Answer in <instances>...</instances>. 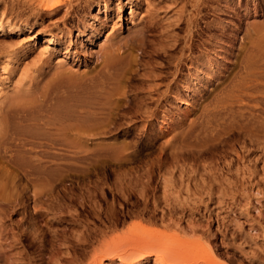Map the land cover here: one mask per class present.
<instances>
[{
    "label": "rangeland",
    "instance_id": "obj_1",
    "mask_svg": "<svg viewBox=\"0 0 264 264\" xmlns=\"http://www.w3.org/2000/svg\"><path fill=\"white\" fill-rule=\"evenodd\" d=\"M21 1L0 0V25L3 27V30L0 31V123L9 108L23 109L25 113L31 110L33 113L36 111L35 115L33 114L34 117L38 118L41 115L40 117L43 116V119L38 118L37 120H40L41 125L37 123L38 127L34 125L32 129L20 124L19 126H23L25 130H22L26 132L17 131L21 129L18 126L14 131L13 141L8 143L11 144L10 147L16 146V142L18 145L12 149L7 144L8 147L5 153L0 149V264H29V262H33L32 257L37 255L38 258L41 253L42 258H47L45 255L49 254L48 249H52L48 248L50 246L56 250L58 249L57 251L61 250L60 255H64V251H66L65 243L69 247L68 261L71 256L76 254L70 259L73 260L74 264H89L93 261L95 254L93 252L99 250L109 238L128 236L127 232L129 231L127 230L135 229V227L136 230H139V228H142L140 231L147 230L153 238L157 239L159 246H162L165 250V255L171 259H169L170 263L174 262L175 264L176 261V264H264V0H205L210 5V9L204 12L205 14L209 11L205 14L202 25L208 28L199 41V49L190 51L186 31H177L179 38L184 35L180 39L182 46L179 49L181 50L185 45L184 48L189 50L184 49L186 56L182 61L181 70L176 71V65L179 52L182 50L178 51L179 49H176L174 51L172 47L174 40L167 39L164 42V36L162 38L159 33H155L153 36H148L147 40L157 45L160 41L165 44L168 41L167 45L172 47L168 46V49H171H169V52H173L170 53V57H165L164 55H156L149 50L143 56L142 51L136 49L134 55L137 56V62L140 64H133V73L130 72L131 75L127 74L120 79L124 87L127 85L125 89L128 90V93L126 92L128 95L125 94V96L123 93L116 96L108 95L106 92L109 87L112 90L116 88V82L117 85H121V83L118 78V80L112 78L116 82L108 79L109 83H115L113 87L112 83H107L109 77H106V79L101 80L102 83L100 82L96 90L97 92L106 90L105 95L107 94L108 97L103 98L105 96L103 93H101V97L100 94L98 96L96 93L94 97L90 98L92 100L91 105L97 104L93 107L90 106V109L91 100H88L89 97L82 96L81 104L79 102L75 107L71 106L72 103L68 104V113L72 111L76 116L71 112L69 116L68 114L59 115L60 117L55 116V118L53 117L55 122L51 121L52 114L46 108H43L46 111L33 109L34 106L38 105V102H34V100H38L46 89H51L56 85V87H59L61 84L62 91H66L65 87L68 90V77L73 81H77L97 73L96 71L102 69V62L107 51L110 52L114 46L116 48L121 44L122 53L127 48L124 46L125 42L129 45L136 44L134 37L143 30V25L155 21L154 18H156V21L161 22L162 25L159 24L160 31L169 30V25L175 21L176 12L181 9V6L186 7V9L184 8L187 12L186 15L193 7L190 0H178L177 3L175 0H111L108 8L98 11L93 1L87 0L86 3V0H76L81 5V9L77 13H73L68 19V15L65 16L68 8L61 7L48 13L40 10L36 0H23V5ZM27 1L28 3L31 2L29 3L30 6ZM17 2L20 4L19 7L21 6L20 8L17 6ZM73 2L75 5L77 4L74 0ZM36 5L38 6L36 7ZM131 5L134 9L132 14ZM150 19L153 20L150 21ZM90 26H95V29L93 31L88 30ZM81 31L86 32L87 35L82 36L80 34L78 36V32ZM51 35H55L56 40L59 42L48 44L46 38ZM184 42L186 44H183ZM247 51L249 54H251L250 52L255 54L252 53L254 58L250 57L254 59H252V62L257 66L252 63V66L256 69L251 66L252 75L251 68L250 70L244 68L245 58L249 55L246 54ZM172 54H175V60L173 61L174 56ZM168 58H170V61L167 60ZM157 73L159 77L156 76V78L154 75ZM254 73L257 74V77ZM246 74L250 80L247 79ZM253 74L254 78L252 77ZM112 75L114 77L120 76L118 73ZM112 75L110 77H113ZM149 75L151 76L149 77ZM153 77L157 82H162L164 86L165 83L163 82H166L167 87L165 89L162 86L163 96L160 97V103L155 104L156 106L150 105L152 111L149 110L148 113L151 115L147 114L148 117L144 115L143 118V114L141 115L139 107L136 109V105H139L137 101H139V97L142 96L141 93L146 90L148 85L144 80L146 78L153 80ZM243 77H246L247 80ZM59 79L61 80L60 83ZM244 80L246 83L249 82L251 86L245 84ZM238 81L239 83L242 81L241 84H238ZM105 84L108 87L106 89L102 87H106ZM242 84L245 86H242L244 89L250 86L248 93H253L252 96L248 95V97H251L249 98L250 101L246 96L247 94L244 95L245 99L243 98V101L234 95L233 91H240ZM145 85L146 87H144ZM235 85L238 89H234ZM226 88L228 90L233 88V91L230 89L233 95L229 93L230 90L226 91ZM223 90L226 95L228 93L227 96L225 94L221 95ZM124 96L125 98H123ZM231 96H235V101ZM35 97L37 99H34ZM218 98H231L233 102H231V99L225 101L232 108L224 100L225 103L222 101V104ZM236 98L238 102H242V106H239L241 102L238 103ZM95 100L98 101L95 102ZM108 100L109 103H107ZM114 100L117 106L114 104ZM83 101L89 102H85V104ZM185 102L189 104L185 105ZM216 102L222 105L218 107L219 105ZM233 103L237 105L233 106ZM243 104H245V107H243ZM227 105L232 113L227 110ZM25 106L26 108L30 106V108L26 109ZM80 106L82 109H79ZM215 106L217 109L214 108ZM250 107H254V111ZM103 108H107L108 111ZM233 108L235 112L232 110ZM242 108L246 109L243 110ZM248 108L249 110H247ZM109 110H112V113ZM79 111L83 113L80 114ZM242 111H245L244 116H246V111L249 116V112L251 114L254 112L252 115L254 118L246 116L248 120H245L246 117L243 118ZM46 112L51 116H48ZM96 112L100 114L98 115ZM104 112L109 113L110 116L112 115L111 118ZM84 114L87 117L91 114L90 117L93 118V121ZM231 114L236 115L235 120ZM238 114L242 116V119L237 118ZM81 115L87 119L82 118ZM47 116L51 119L49 120L50 123H47L49 122ZM101 116L106 117L108 122H102L104 119ZM64 117L66 120L63 119ZM69 117H73L72 121ZM98 117H100L99 120ZM45 122L47 125H44ZM241 122L243 126H239ZM75 123L76 126L77 124L81 125V131L78 132L80 125L77 126V130L74 126ZM104 124H106L105 127H103ZM231 124H234L233 130ZM50 125H53V127ZM235 126H239V129L242 128L235 130ZM72 127L74 128L72 129ZM243 127L245 128L243 129ZM34 128L35 130H33ZM40 128L46 130L43 131V129L42 132ZM62 128L66 130L64 131ZM46 131H50L48 133L51 134L49 135ZM186 131L190 132V134L187 132L188 136H185ZM27 132L34 137L30 138L31 135L25 134ZM59 133L63 137L59 136ZM256 133L259 135H255ZM19 134H25L24 139L21 138L22 136H19V138L17 136ZM64 135L68 137L66 138L68 139L67 145ZM50 136L55 138L57 136L62 140L64 138L65 143L64 140L58 139V142L57 138H51ZM42 137H45L46 141L48 140L46 145L42 142L44 139L40 140ZM32 138H35L34 143L30 142ZM183 138L190 139L185 141ZM256 138H258V143L261 141L263 143L257 145ZM49 139H51L50 143ZM53 139L56 143L52 142ZM252 140L256 143H251ZM28 143L30 146L27 145ZM52 144L57 145L56 149ZM61 145H66V148ZM44 146H47V148H44ZM22 147L25 149H22ZM32 148L34 149L32 150ZM59 148L64 150L60 151ZM18 151H20V154H18ZM32 151L38 152L34 154ZM40 151H44L43 154ZM49 152L52 155L56 154L52 156ZM37 153L40 154L36 155ZM63 153L67 157L64 158L65 161L62 158L64 157ZM14 154H18V156H14ZM23 154H26L27 157ZM41 154L42 156H40ZM47 154L50 155L49 159ZM10 155L13 158H9ZM22 155L26 160L22 159L24 158L21 157ZM45 155L46 159L44 161ZM18 157L22 160H19ZM41 157L43 160L40 162H43L44 165L38 163V159H41ZM54 157L60 159L55 160ZM13 159L14 161H12ZM28 159L31 166L35 163L37 167L39 166V170L35 167L38 171L35 170L30 174L34 167L30 168L28 163L25 165V161H28ZM15 160H19L16 163L17 167L19 165L18 168L13 165L15 164L13 162H16ZM52 161L57 164L52 163ZM59 162H62L61 165L64 169H60L63 167ZM45 163L49 165L47 166ZM173 164H177L178 167L175 165L177 168L174 166L176 170L172 169L174 168ZM50 166L52 167L51 170L48 168ZM20 167L21 169H19ZM66 167L68 168L66 169ZM25 168L28 169L29 173ZM43 169L46 171H43ZM166 169L171 174L170 176L167 175V179L170 181L168 185L170 186L173 180L175 185L168 188L167 194L170 198L166 196L163 199L164 186L162 185L163 183L165 185ZM172 170L175 171L171 173ZM56 173L59 177L65 175V180L62 179L63 177L60 179L54 177V180L56 178L60 181L53 180L59 183H53L52 186L53 181H50L52 178L47 177V175L57 176ZM151 174L152 176H150ZM147 175L150 178L145 177ZM45 177L50 178V184L49 181H44L48 184L43 186L44 183L41 181ZM147 178L150 179V188L147 193L140 194L138 190L143 185L141 182L146 184ZM140 179L143 181H140ZM34 180L38 181L39 184L36 185L38 182ZM127 183L129 187H132V190L139 193L133 194ZM134 183L137 185H134ZM157 183L159 184L157 185ZM133 186L139 189L136 190L137 188L134 189ZM141 189L143 188L141 187ZM121 190H125V192L122 191L123 195L120 192ZM19 191H22L21 194ZM35 192L39 196L38 199L34 195ZM154 193L158 194L155 195ZM16 194L17 196L20 195L19 199ZM21 198H24V200ZM41 199L44 202L42 200L37 203ZM152 199H155V201ZM144 202H146L145 204L148 203V206L145 204L144 206ZM154 204L157 206H154ZM95 207L99 209V214L98 210L93 211ZM36 208L39 209V212ZM43 208H45L44 211ZM50 208L51 210L56 208L55 211L57 212H51ZM169 209L172 210L170 214ZM165 214H167V218ZM28 228L30 230L32 228V234L39 237H37V240L43 241H36ZM25 229H28V232L23 231L26 233H21ZM78 231L79 233H77ZM84 232L86 235L91 234L87 235L89 238L86 236L91 241L85 239ZM75 234L77 235L75 236ZM92 234H96L97 239L95 238L96 235L92 236ZM98 234H100V237L103 235L99 238ZM80 236L85 237L83 241L85 240L86 249L84 246L80 248L78 246ZM22 237L25 239L26 246L21 243ZM32 238L35 240L33 241ZM55 239L56 241H54ZM77 240L79 242H75V244L73 241ZM95 240L98 241L95 242ZM60 241L63 242L64 246L57 248L62 244ZM100 241H103L102 244ZM33 242H36L34 246H32ZM52 244H55V246ZM32 250L34 253H31ZM76 251L78 252L76 253ZM36 252L39 254H36ZM21 256L23 257L21 258ZM155 258L151 257L146 264H154ZM116 262V264L119 263L118 260Z\"/></svg>",
    "mask_w": 264,
    "mask_h": 264
},
{
    "label": "bare ground",
    "instance_id": "obj_2",
    "mask_svg": "<svg viewBox=\"0 0 264 264\" xmlns=\"http://www.w3.org/2000/svg\"><path fill=\"white\" fill-rule=\"evenodd\" d=\"M29 1H31V0H29ZM37 1V3H38V5H39V7H40V10H43V12H48V13H51V12H53V11H56L57 9H59V8H61V7H65L67 10H66V12H65V16H67L68 17V19H69V17L73 14V13H77L80 9H81V5L79 4V2L77 3L76 2V0H74L75 1V3H77L76 5L74 4V2H73V0H36ZM77 1H79V0H77ZM83 1V0H82ZM91 1H93L95 4H96V6H97V9H98V11H101L103 8L104 9H106V8H108V6L110 5V1L111 0H91ZM191 1V3L190 4H192L191 6L193 7V9L189 12V14L188 15H186V7L185 6H181V9H179L177 12H176V17H175V21L173 22V23H170V25H169V30L167 29L168 28V26H167V30H163V31H160V23L161 22H158V21H156V18H154V17H152V18H154L155 19V21H151V20H153V19H150V21H151V23H149V24H147V25H143V30L141 31V32H139V33H137L138 35H136L135 37H134V39H135V43L136 44H130L129 45V43L127 44V42H125L124 43V46H126L127 48H126V50L125 51H123L122 53H121V49H122V45L121 44H119L116 48H115V46H114V48L110 51V52H108L107 51V53L104 55L105 57H104V59H103V62H102V69H99V71H96L97 73H95L94 75H92L91 77L89 76V77H83V78H81V79H79V80H77V81H73L71 78H69L68 77V90H67V87H65L66 88V91L65 90H61V84L59 85V87H56V86H53V88L51 87V89L50 88H48V90L46 89V91L44 92V93H42V95H40L39 96V99L38 100H34V102L35 101H37L38 102V105H36V107L34 106L33 107V109H35V110H37V109H39V110H41L42 109V111L44 110V111H48L50 114H52V116L50 115V114H48L47 112V115L49 116H51L52 117V120L48 117V121L49 120H51V121H54V119H53V117L55 118V116H58V117H60V116H62V115H67L68 114V116L70 115L69 113L71 112V114H73L72 113V111H69V113H68V106L70 105L69 103H72L71 104V106L73 105L74 107H75V105H77L81 100H83V97L82 96H84L85 98H87V97H89L88 98V100H91V98L90 97H94V95L96 94V95H98V94H100V97H101V93H103L104 95H105V92H106V90H104V92L102 91V92H97V88H98V85L100 84V82H101V80L102 79H106V77H109V78H107V83L108 84H111V83H109L110 81H108V79H111V80H114V79H112V78H116V80H118V81H120V83H121V85H122V82H121V78H123V77H125L127 74H129V75H131L130 74V72H132L133 73V69H132V67H133V64H140V63H138L137 61V59H136V55H134V51L136 50V49H140L141 51H142V55L144 56V55H146L147 54V52L150 50L151 52H153V53H155L156 55L158 54V55H164L165 57H167V56H169L170 57V53L171 52H173V51H171V52H169V49H168V46L169 45H167V43H168V41L166 42V44L164 43L165 42V40H167V39H172V40H174V42L172 43V47H173V49H174V51L176 50V49H179L180 48V46H182L181 45V41H180V39H182L183 37H184V35L182 36V38H179V35L177 34V31L179 32V31H181V30H185L186 32L185 33H187V40H188V42H189V46H190V51H193V50H195V49H199V41L201 40V38H202V36H203V34H204V31L208 28L207 26H206V28H205V26H203L202 25V21H203V19H204V17L206 16L205 14L206 13H208V12H206L205 14H204V12L205 11H207V10H209L210 9V5L208 4V2H206L205 0H190ZM208 1H210V0H208ZM24 3V1L22 0L21 1V3ZM132 2V1H131ZM175 2L177 3L178 2V0H175ZM15 3V2H14ZM23 3H22V5H23ZM27 3H28V1H27ZM29 3H31V2H29ZM28 3V4H29ZM86 3H87V0H86ZM210 3V2H209ZM17 4H18V2H17ZM16 4V5H17ZM36 4V3H35ZM179 4V3H178ZM13 5V4H12ZM19 5L20 4H18L17 6L19 7ZM38 5H36V7L38 6ZM29 6H30V4H29ZM28 6V7H29ZM21 7V6H20ZM19 7V8H20ZM36 7H34V8H36ZM212 7V6H211ZM32 8V7H31ZM185 8V9H184ZM33 9V8H32ZM130 10H131V14L133 13V5H131L130 6ZM188 10V9H187ZM33 11V10H32ZM82 11V10H81ZM80 13V12H79ZM204 22V21H203ZM160 24V25H159ZM162 26V25H161ZM95 26H90L89 27V29L88 30H91V31H93L95 28H94ZM162 28V27H161ZM165 29V28H164ZM1 30H3V27L0 25V31ZM176 32V33H175ZM183 32V31H182ZM155 33H159L160 35H161V37L162 36H164V42L163 41H160V43H158V45L156 44V43H154V44H152V42L151 41H149V40H147V37L148 36H153ZM184 33V34H185ZM69 34V33H68ZM80 34L82 35V36H86L87 34H86V32H83V31H81V32H78V36H80ZM179 34H181V33H179ZM186 35V34H185ZM180 36V37H181ZM163 38V37H162ZM161 38V39H162ZM185 38V39H186ZM187 40H186V42H187ZM46 41H47V43L48 44H56V43H58L59 41L58 40H56V36L55 35H51L50 37H48V38H46ZM187 42V43H188ZM198 42V43H197ZM171 43H169V44H171ZM183 44H186L185 42L183 43ZM121 45V46H120ZM169 47H171V46H169ZM171 47V48H172ZM185 47V45H183V48L181 49L182 51L185 49L184 48ZM255 48V47H254ZM172 49V50H173ZM252 49V48H251ZM171 50V49H170ZM180 49L178 50V51H181ZM186 50V49H185ZM185 50H184V52H179L180 54L178 55V63H177V65H176V68H177V70L176 71H178V70H181V68H182V61L184 60V56H186L185 54H186V52H185ZM188 50V49H187ZM186 50V51H187ZM189 51V50H188ZM253 52H254V50H253ZM253 52H250L251 54H249V52L247 51V53L246 54H249L248 56H246V58H245V63H244V68L245 69H249L250 70V68H251V66L254 64L255 65V63H253L252 62V59L254 58V56L253 55H255ZM252 53H253V55H252ZM176 54V53H175ZM175 54H172L173 56L175 55ZM173 56H171V57H173ZM250 57H253V58H250ZM176 58H177V56H176ZM167 60H169L170 61V58H168ZM173 60H175V56H174V58L172 59V61ZM254 60V59H253ZM104 63V64H103ZM253 63V64H252ZM243 65V64H242ZM256 66V65H255ZM184 67V66H183ZM253 67V66H252ZM257 67V66H256ZM243 68V67H242ZM243 68V69H244ZM259 68V67H258ZM257 68V69H258ZM154 69H156V68H154ZM253 69H255V67H253ZM248 70V71H249ZM256 70V69H255ZM261 70V69H260ZM137 71V70H136ZM135 71V72H136ZM153 71V70H152ZM251 71H253L252 70V68H251V70H250V72ZM135 72H134V74H135ZM159 72H160V70H159ZM245 72H247V70H245ZM115 73H118L120 76L119 77H117V76H113L112 74H114L115 75ZM137 73V72H136ZM163 73V72H162ZM252 73L253 72H251V75H252ZM256 73V72H255ZM254 73V74H255ZM138 74V73H137ZM150 74V73H149ZM151 74H153V73H151ZM160 74V73H159ZM164 75H165V73H163ZM245 74V73H244ZM254 74H253V78H254ZM113 76V77H110V76ZM164 75H163V77H164ZM168 75V74H167ZM166 75V76H167ZM177 75V74H176ZM257 74H255V77H257L256 76ZM145 76V75H144ZM151 75H149V77H150ZM159 77V75H158V73L157 74H155L154 75V77ZM161 76V75H160ZM173 76H174V74H173ZM245 76V75H244ZM246 76L248 77V75L246 74ZM137 77V76H136ZM146 77V76H145ZM144 77V78H145ZM153 77V80H149V79H147L146 78V80H144L145 82H146V84H148L147 85V87H146V85L144 86V87H146V90L145 91H143L141 94H142V96H140L139 97V101H137L138 103H139V105H136V109H138L137 107H139V111H140V113H141V115L143 114V118H144V115L146 116L147 114H149L148 113V111L149 110H151V106L150 105H158V103H160V97L162 98V96H163V93L161 92V88H162V86H164V84L162 85V82H157L156 81V79ZM156 77V78H157ZM118 78V79H117ZM143 78V79H144ZM166 78V77H165ZM174 78H175V76H174ZM173 78V79H174ZM178 78V77H177ZM244 79L246 78V77H243ZM242 78V79H243ZM250 78H251V76H250ZM125 80H126V78H124ZM137 79V78H136ZM151 79H152V77H151ZM161 81H162V79L161 78H159ZM241 79V80H242ZM247 79H249V77L247 78ZM247 79H245V80H247ZM141 80V79H140ZM163 80H166V79H163ZM177 80V79H176ZM245 80L243 81V82H245ZM250 80V79H249ZM143 81V82H144ZM167 81V80H166ZM240 81V80H239ZM239 81H238V84H241V82L239 83ZM254 81V80H253ZM61 82V80L59 79V83ZM105 83H106V81H104ZM114 82H116L115 80H114ZM112 83V85L113 84H115V83ZM144 82V83H145ZM251 82V81H250ZM58 83V84H59ZM64 83H65V81H64ZM102 83V82H101ZM119 83V82H118ZM163 83H165V86H164V88L165 87H167L166 86V82H163ZM172 83V82H171ZM67 84V83H66ZM123 84H124V82H123ZM126 84V83H125ZM129 84H131V82H129ZM169 84V83H168ZM236 84V83H235ZM245 84H248V85H250L249 84V82L248 83H246L245 82ZM64 85V84H63ZM106 85V87L105 86H102L103 88H108L107 87V84H105ZM112 85H111V87H112ZM120 84H118L117 85V82H116V88L114 89L113 87L115 86V85H113V89L111 90V88L109 87V89H110V91H109V89H108V91L106 92V93H108V95L109 94H111L110 96H116V95H119V93H123V95H125L126 94V92L128 91H126V89H125V87L127 86H125L124 87V85H120ZM234 85V84H233ZM232 85V86H233ZM169 86V85H168ZM231 86V87H232ZM235 86H236V88H235ZM234 86V89H238L237 88V85H235ZM242 86H244L243 84L241 85V87ZM251 86V85H250ZM250 86L249 87H247V88H241L240 89V91L239 90H237V92H235V91H233V88L231 89L233 92H234V95H236L237 96V98L239 97V99L241 100V101H243V98L245 97L244 95H246L247 97H248V95L250 94H253V93H248V91H250ZM55 87V88H54ZM61 87V88H60ZM172 87V86H171ZM238 87H239V85H238ZM245 87V86H244ZM99 88H101L100 86H99ZM248 88H249V90H248ZM127 89H128V87H127ZM142 89H143V86H142ZM163 89V88H162ZM166 89V88H165ZM169 89V88H168ZM229 89V90H230ZM123 90H125L124 92H122ZM140 90H141V88H140ZM139 90V91H140ZM144 90V89H143ZM171 90V89H170ZM227 88H226V91H229ZM230 90V92L229 93H231L232 94V91ZM252 90V89H251ZM142 91V90H141ZM164 91V90H163ZM166 91V90H165ZM167 92V91H166ZM169 92V91H168ZM223 92H225L224 90H223ZM223 92H221L222 94L221 95H224L225 94V96H227L228 95V93H227V95H226V92L225 93H223ZM128 93V92H127ZM165 93V92H164ZM138 94V93H137ZM140 94V93H139ZM138 94V95H139ZM165 94H167V93H165ZM230 94V95H231ZM122 95V96H123ZM126 95H128V94H126ZM125 95V96H126ZM229 95V96H230ZM233 95V94H232ZM99 96V95H98ZM107 96V94L103 97V98H105ZM125 96L123 97V98H125ZM225 96H223V97H225ZM252 96V95H251ZM97 97V96H96ZM108 97V96H107ZM119 97V96H118ZM117 97V98H118ZM218 97H220V96H218ZM85 98H84V100H85ZM111 98V97H110ZM116 98V99H117ZM120 98V97H119ZM135 98V99H136ZM231 98L235 101V96L233 97V96H231ZM231 98H229V99H231ZM237 98H236V101L238 102V100H237ZM249 98H251L250 96L248 97V100L250 101V99ZM34 99H37V97H35ZM102 99V98H101ZM107 99V98H106ZM136 99V100H137ZM217 99V98H216ZM215 99V100H216ZM220 99V100H219ZM228 98L227 99H221V98H218V100L219 101H225V100H229ZM231 99V102H233V100ZM245 99V98H244ZM247 99V98H246ZM110 100V99H109ZM109 100H108V102L107 103H109ZM111 100H112V98H111ZM117 100H119V99H117ZM116 100V101H117ZM135 100V101H136ZM247 100V101H248ZM98 100H95V102H97ZM217 101V100H216ZM223 101V102H224ZM241 101H239V102H241ZM248 101V102H249ZM33 102V103H34ZM84 102V101H83ZM82 102V103H83ZM86 103L87 102H89V101H85ZM84 102V103H85ZM112 102V101H111ZM114 102H115V100H114ZM136 102V104H138ZM223 102H222V104H223ZM226 102V101H225ZM224 102V103H225ZM231 102H230V104H231ZM236 102V103H237ZM238 102V103H239ZM244 102H246V100H244ZM247 102V103H248ZM83 103V104H84ZM85 103V104H86ZM91 103H92V100H91V102H90V105H89V108L91 109V107L90 106H95V104H97V103H94L93 105H91ZM107 103H103V104H107ZM218 103H220V102H218ZM228 102H226V104H227ZM37 104V103H36ZM69 104V105H68ZM80 104H81V102H80ZM84 104V105H85ZM100 104H101V102H100ZM113 104V103H112ZM111 104V105H112ZM116 106H117V103L115 102L114 103ZM187 104H189V103H187V102H185V105H187ZM216 104H217V102H216ZM221 104V103H220ZM221 104V105H222ZM225 104V105H226ZM35 105V104H34ZM83 105V106H84ZM155 105V106H156ZM212 105H214V104H212ZM217 105H219V104H217ZM216 105V106H217ZM221 105H219L218 107H220ZM228 105H229V103H228ZM227 105V106H228ZM237 104H235L234 105V103H233V106H236ZM245 104H243V107H245L244 106ZM22 106V105H21ZM33 106V105H32ZM45 106V107H44ZM47 106V107H46ZM72 106V107H73ZM102 106V105H101ZM104 106V105H103ZM110 106V105H109ZM214 107V108H216L217 109V107ZM224 106V105H223ZM227 106L226 107H224L225 109L227 108ZM229 106H231V105H229ZM229 106H228V111H229V109L230 108H232V106L229 108ZM239 106H242V102H241V105L239 104ZM249 106V105H248ZM20 107V106H19ZM28 107V106H27ZM97 108H100V107H98V106H96ZM25 108H26V106H25ZM28 108H30V106L28 107ZM28 108H26V109H28ZM43 108H46V110L45 109H43ZM79 108V107H78ZM88 108V107H87ZM102 108V107H101ZM107 108L109 109V107L107 106ZM107 108H103L105 111H106V109ZM112 108V107H111ZM110 108V109H111ZM235 109H236V107H234ZM234 108L232 109V110H234ZM241 108V107H240ZM239 108V109H240ZM251 109H253L252 111H254V107H250ZM20 109H22V107H20ZM79 109H82V107L80 106V108ZM85 108L83 107V110H84ZM94 109V108H93ZM108 109H107V111H108ZM112 109H114V108H112ZM153 109H155L154 107H153ZM220 109H222V108H220ZM243 109V108H242ZM244 109H246V108H244ZM243 109V110H244ZM30 110V109H29ZM34 110V111H35ZM88 110V109H87ZM98 110H100V109H98ZM219 110V109H218ZM217 110V111H218ZM231 110V109H230ZM247 110H249V108L247 109ZM25 111V110H24ZM23 111V109L22 110H19V109H17V108H9L5 113H6V115L4 116V118L1 120V123H0V149L2 150V151H4V153H5V150L7 149V144L10 142H12L13 140V136H14V134H15V130L18 128V126L20 125V124H24V125H26L27 126V128L28 127H30L31 129L33 128L32 126H34V125H37V123H38V125H41L39 122H40V120H37L38 118H41L40 116L41 115H39V113H38V115H39V117L38 118H36V117H34V115H35V113H36V111H35V113H33L32 112V110L30 111V112H24ZM27 111V110H26ZM89 111H91V110H89ZM101 111H102V109H101ZM110 112L112 111V110H109ZM152 111V110H151ZM227 111V112H228ZM76 112V111H75ZM80 112V111H79ZM78 112V113H79ZM82 112V111H81ZM81 112H80V114H81ZM86 112V111H85ZM94 112H95V109H94ZM230 112V111H229ZM234 112H235V110H234ZM233 112V113H234ZM236 112H239V111H236ZM245 112V111H244ZM243 111H242V116H243V118L245 119V117L247 116L248 118L250 117V116H252L253 114H254V112L251 114L250 112H249V114H250V116L247 114L248 112L246 111V116H244L245 115V113H244ZM77 113V114H78ZM83 113V112H82ZM90 113V112H89ZM92 113V112H91ZM98 115L100 114V113H98V112H96ZM95 113V114H96ZM102 113V112H101ZM105 113V112H104ZM112 113V112H111ZM151 113V112H150ZM230 113H232V112H230ZM244 113V114H243ZM34 114V115H33ZM94 114V113H93ZM92 114V115H93ZM106 114V113H105ZM138 114V113H137ZM154 114V113H153ZM240 114V113H239ZM238 114V116H237V118H239V119H242V116L241 115H239ZM54 115V116H53ZM60 115V116H59ZM74 116H76L75 114H73ZM79 115V114H78ZM85 116H86V114H84ZM88 115V114H87ZM90 115L91 114H89V116L87 117L88 119L89 118H91L92 120L91 121H93V118L92 117H90ZM101 115H103V114H101ZM106 115H108V117L110 116V114L109 113H107ZM140 115V114H139ZM149 115H151V114H149ZM149 115H147V117L149 116ZM232 116H233V119H234V117L236 116L235 114H231ZM80 116V115H79ZM85 116H82L81 115V117L82 118H84ZM112 116V115H111ZM111 116H110V118H111ZM240 116H241V118H240ZM142 117V116H141ZM151 117V116H150ZM149 117V118H150ZM247 117H246V119L245 120H248L247 119ZM45 118H46V115H45ZM44 118V119H45ZM73 118V117H72ZM71 117H69V119L71 120L72 119ZM76 118V117H75ZM74 118V119H75ZM78 118H80V117H78ZM87 118H84V119H87ZM101 118H103V116H101ZM110 118H109V120H110ZM236 118V117H235ZM251 118V117H250ZM252 118H254L253 116H252ZM41 119H43V116H42V118ZM63 119H65V117L63 118ZM84 119H81V120H84ZM100 119V117H98V120ZM104 120L102 121V119H101V121L102 122H104V121H106L105 123H107L108 122V119H106V117L105 118H103ZM106 119V120H105ZM243 119V121L244 122H246L245 120ZM61 120V119H60ZM66 120V119H65ZM68 120V119H67ZM235 120V119H234ZM72 121V120H71ZM77 121H79L78 119H77ZM95 121V120H94ZM239 121V120H238ZM242 121V122H243ZM42 122V121H41ZM47 122V121H46ZM46 122L44 123V125L46 124ZM55 122V121H54ZM53 122V123H54ZM110 122V121H109ZM232 123H234L233 121H231ZM241 122V124L239 125V126H241L243 123ZM47 123H50V121L49 122H47ZM59 123V122H58ZM63 123H64V121H63ZM236 123V122H235ZM55 124V123H54ZM245 124V123H244ZM38 125H37V127H38ZM47 125V124H46ZM80 124H77V126H79ZM105 125L106 124H104L103 125V127H105ZM229 125H230V123H229ZM234 124H231V129L234 127L233 126ZM236 125V124H235ZM238 125V124H237ZM26 126H24V127H26ZM49 126V125H48ZM50 126H52L53 127V125H50ZM72 126V125H71ZM74 126H76V123H75V125ZM77 126H76V129H77ZM239 126L238 127H236L235 126V130H237V129H239ZM243 126V125H242ZM245 126V125H244ZM20 127V126H19ZM36 127V126H35ZM37 127H36V129H37ZM66 127V126H65ZM80 127V130H78V132L79 131H81V125L79 126ZM21 129L19 130H17V131H20L21 132V130L22 129H24L23 128V126L22 127H20ZM26 128V129H27ZM30 128H29V130H30ZM74 127H72V129H73ZM242 127H240V129H241ZM245 127H243V129H244ZM41 129V128H40ZM44 129V130H43ZM43 129H41V131L43 130V131H45L46 129L45 128H43ZM49 129H50V127H49ZM48 129V130H49ZM63 129V128H62ZM66 129H68L67 127H66ZM65 129V130H66ZM71 129V130H72ZM83 129V128H82ZM229 129H230V127H229ZM230 129V130H231ZM234 129V128H233ZM232 129V130H233ZM239 129V130H240ZM25 130V129H24ZM24 130H22L23 131V133L24 132H26V131H24ZM28 130V129H27ZM33 130H35V128L33 129ZM33 130H31V131H33ZM50 130H52V129H50ZM64 130V129H63ZM64 130V131H65ZM88 130V129H87ZM191 130V129H190ZM189 130V131H190ZM231 130V131H232ZM37 131H38V129H37ZM42 131V132H43ZM57 131H58V129H57ZM72 131H74V130H72ZM19 132V133H20ZM30 132V131H29ZM35 132V131H34ZM33 132V133H34ZM48 132H50V131H48ZM47 131H46V133H48ZM59 132V131H58ZM187 132L188 131H186L185 133V136H188V134H190V132L192 133V131H190V132H188V134H187ZM22 133V132H21ZM32 133V132H31ZM45 133V132H44ZM46 133H45V135H46ZM53 133L56 135L57 133H55L54 131H53ZM63 133H65V132H63ZM18 134V133H17ZM25 134H28V132L27 133H25ZM25 134L24 135H17L18 137L19 136H22L21 138H23L24 139V137L23 136H25ZM49 134V133H48ZM51 134V133H50ZM49 134V135H50ZM60 134V133H59ZM258 133H256L255 135H257ZM31 135V134H30ZM29 134H28V136H30ZM36 135V134H35ZM37 135H38V133H37ZM53 135V134H52ZM183 135H184V132H183ZM182 135V136H183ZM254 135V136H255ZM259 135V134H258ZM57 136H58V134H57ZM56 136V138H57V140L58 139H60V138H58ZM59 136H62L61 134L59 135ZM65 137V139L66 138H68V137H66L67 135H64ZM184 136V137H185ZM249 136V135H248ZM254 136H253V138H254ZM15 137V136H14ZM31 137H34L33 135H31L30 136V138ZM51 137V136H50ZM53 137V136H52ZM51 137V138H52ZM63 137V136H62ZM189 137H191V136H189ZM20 138V137H19ZM29 138V137H28ZM37 138H38V136H37ZM53 138H55V137H53ZM55 138V139H56ZM64 138H63V140H64ZM81 138V137H80ZM249 138V137H248ZM252 138V137H251ZM26 139V138H25ZM42 139H44V141L42 140ZM185 141L188 139V138H183ZM182 139V140H183ZM190 139V138H189ZM189 139L187 140V141H189ZM250 139V138H249ZM258 138H256V140H257ZM260 139V138H259ZM11 140V141H10ZM17 140V139H16ZM19 140V139H18ZM32 141H30V140H27V141H30L31 143H34L33 142V140L35 141V138H32L31 139ZM40 140H42V142L46 145L47 143L46 142H48V140L46 141V139H45V137H42V138H40ZM50 141H49V143L51 142V139H49ZM60 140H62V139H60ZM62 140V141H63ZM68 139H66V145L68 144V141H67ZM255 140V139H254ZM261 140V139H260ZM23 141V140H22ZM26 141V142H27ZM56 141V140H55ZM184 141V142H185ZM250 141V140H249ZM16 142V141H15ZM52 142H54V139H53V141ZM58 142H59V140H58ZM58 142H57V145H58ZM61 142V141H60ZM64 143H65V140L63 141ZM183 142V141H182ZM256 143V141H251V143ZM260 142V141H259ZM262 143H263V141H261ZM260 142V143H261ZM22 143V142H21ZM24 143V142H23ZM54 143H56V142H54ZM260 143H258V140H257V145L258 144H260ZM261 143V144H262ZM14 144V143H13ZM16 144V146L18 145L17 144V142L15 143ZM260 144V145H261ZM9 145V148H11L10 147V145L11 144H8ZM24 145H25V143H24ZM28 146H30L29 145V143L27 144ZM32 145V144H31ZM34 145V144H33ZM37 145V144H36ZM35 145V146H36ZM53 145V144H52ZM52 145H51V147H52ZM56 145V146H57ZM66 145L64 146V145H61V146H64L63 148H66ZM15 145H13V147L15 148L16 147ZM23 146V145H22ZM48 146V145H47ZM47 146L45 147L44 146V148H47ZM54 146V145H53ZM56 146H54L55 147V149H56ZM13 147H12V149H13ZM19 147V146H18ZM33 147V146H32ZM37 147V146H36ZM42 147H43V145H42ZM49 147V146H48ZM58 147H59V145H58ZM76 147V146H75ZM261 147V146H260ZM262 147H263V145H262ZM29 148V147H28ZM39 148H40V146H39ZM67 148H68V146H67ZM264 148V147H263ZM11 149V150H12ZM22 149H25L24 147H22ZM34 148H32V150H33ZM60 149V148H59ZM77 149H79V147H77ZM9 150V149H8ZM26 150H27V148H26ZM29 150H31V149H29ZM37 150V149H36ZM62 150V148L60 149V151ZM64 150V149H63ZM62 150V151H63ZM65 150H67V149H65ZM10 151V150H9ZM68 151V150H67ZM66 151V152H67ZM8 152V151H7ZM6 152V153H7ZM11 152V151H10ZM9 152V153H10ZM12 152H15V151H12ZM20 151H18V154H20L19 153ZM32 152H34V154L36 153V152H38V151H32ZM41 152V151H40ZM44 152V151H43ZM43 152H41L42 154H43ZM46 152V151H45ZM65 152V151H64ZM15 153H17V152H15ZM24 153V152H23ZM29 153H31V152H29ZM50 153V152H49ZM18 154H14V156H18ZM40 153H37L36 155H39ZM42 154L40 155V156H42ZM45 154V153H44ZM56 154V153H55ZM55 154H51L50 153V155H52V156H55ZM68 154V153H67ZM11 155H13L12 153H11ZM8 156L9 158L10 157H12V156ZM24 155V154H23ZM21 156V157H24V156ZM49 154H47V156H48ZM50 155H49V157H48V159L50 158ZM64 157H62L63 159L64 158H67L66 156H65V153H63L62 154ZM34 156V155H33ZM68 156V155H67ZM20 157V156H19ZM18 157V158H19ZM25 157H27V156H25ZM22 158V159H25L26 160V158ZM29 157V156H28ZM31 157V156H30ZM56 157H57V155H56ZM13 158V157H12ZM15 158V157H14ZM17 158V157H16ZM32 158V157H31ZM37 158V157H36ZM52 158V157H51ZM60 158H61V156H60ZM59 158V159H60ZM21 158H19V160H20ZM21 159V160H22ZM45 159H46V155H45V157H44V161H45ZM54 159H55V157H54ZM53 159V160H54ZM57 160H59L58 158H56ZM55 159V160H56ZM11 160V159H10ZM19 160H17V161H19ZM24 160V161H25ZM33 160H35V159H33ZM43 159H42V157H41V159H38V163H40V164H42L40 161H42ZM66 159H64L63 161H65ZM12 161H14V159L12 160ZM16 161V160H15ZM17 161L16 162H13V163H15V164H13L14 166H16V163H17ZM32 161V160H31ZM36 161V160H35ZM34 161V162H35ZM48 161V160H47ZM46 161V162H47ZM68 161V160H67ZM11 162V161H10ZM26 163H25V165L28 163L29 164V159H28V161H25ZM37 162V161H36ZM51 162V161H50ZM50 162H48V163H50ZM21 163H22V161H21ZM52 163H54V164H57V163H55V162H53L52 161ZM68 163V162H67ZM36 164V163H35ZM33 165V163H32V165L33 166H31L30 164V168H33L34 167V170L32 171H30V169H29V166H28V169H29V171H30V174L32 173V172H35V170H39V166L37 167V164L36 165ZM59 164L61 165L62 164V162L60 163L59 162ZM65 164V163H64ZM43 165H44V163H43ZM45 165H49V164H47V163H45ZM67 166H68V164H66ZM177 166V164H173L172 166L174 167V166ZM41 166V165H40ZM62 166V165H61ZM175 166V167H176ZM17 167V166H16ZM18 167H19V165H18ZM17 167V168H18ZM26 167V166H25ZM35 167L37 168V169H35ZM63 167V166H62ZM162 167V166H161ZM160 167V168H161ZM166 167V166H165ZM164 167V168H165ZM175 167L174 168H172V169H175ZM178 167V166H177ZM176 167V168H177ZM50 170H51V166L50 167H48ZM47 168V169H48ZM68 167H66V169H67ZM164 168H163V170H164ZM166 168H168V167H166ZM170 168H171V166H170ZM19 169H21V167L19 168ZM27 168H25V170H26ZM28 169H27V172L29 173V171H28ZM41 169V168H40ZM48 169V170H49ZM60 169H64V167L63 168H60ZM37 170V171H38ZM160 170V169H159ZM176 170V169H175ZM174 170V171H175ZM182 170V169H181ZM37 171H36V173H37ZM43 171H46V170H44L43 169ZM62 170H60V172H61ZM162 171V170H161ZM160 171V172H161ZM166 171H167V169H166ZM166 171H164V172H166ZM173 170L172 171H170L171 173L172 172H174ZM180 171V170H179ZM185 171V170H184ZM59 171H57V173H59L60 175H61V173H60ZM164 172H162V174L164 173ZM168 172V171H167ZM165 173L166 174V177H164V179H165V185H164V183H163V185L162 186H164V191H162V192H164L163 193V199H165V197L166 196H168V194H167V191H168V188H170V186H172V185H175V184H173L174 183V180H173V183H170L171 185L169 186L168 184H169V180L167 179V175H171V174H169V172L168 173ZM57 173L55 174V175H57ZM62 173L64 174V172L62 171ZM183 173V172H182ZM67 174V173H66ZM161 174V173H160ZM34 175V174H33ZM54 175V174H53ZM164 175V174H163ZM162 175V176H163ZM52 176V175H51ZM49 176V175H47V177H50V178H52L50 181L52 182L54 179V177H58L59 179L61 178V177H63V176H61V177H59V175H57V176ZM149 175H147V176H145V177H148ZM150 176H152V174L150 175ZM165 176V175H164ZM173 176V175H172ZM47 177H45V179H43V181H41V182H43V183H41V184H43V186H45V184L47 185L48 183L50 184V181H49V179L50 178H48L47 179ZM64 177H65V175H64ZM64 177L62 178V179H64ZM55 178V180L54 181H56L57 179ZM148 178H150V177H148ZM147 178V183L145 184V183H142L141 182V184H143L141 187L143 188V189H141V187H140V190H138L139 188H137V187H134V189L135 188H137L136 190H138L139 192H140V194H142V193H144V192H148V189L150 188V179H148ZM154 178V177H153ZM47 179V180H46ZM57 180V181H60V180ZM145 179V178H144ZM174 179V178H173ZM65 180V179H64ZM64 180H62V181H64ZM35 182H38V181H36V180H34ZM44 181H49L48 183L46 182H44ZM52 182V186H53V183H56V182ZM137 181V180H136ZM136 181H133V182H136ZM140 181H143L142 179H140ZM139 181V182H140ZM144 181H146V180H144ZM162 181V180H161ZM164 181V180H163ZM34 182V183H35ZM132 182V181H131ZM138 182V181H137ZM157 182V181H156ZM59 183V182H58ZM58 183H56V184H58ZM62 183V182H61ZM161 183V182H160ZM36 184V183H35ZM39 184V182L36 184V185H38ZM55 184V185H56ZM156 184V183H155ZM159 183H157V185H158ZM133 185V184H132ZM134 185H137L136 183H134ZM127 186H128V183H127ZM127 186H125L126 188H127ZM199 186V185H198ZM33 187H34V184H33ZM117 187V186H116ZM123 188H124V186H122ZM129 187V186H128ZM131 187V186H130ZM130 187H129V189H130ZM157 187V186H156ZM160 187V186H159ZM202 187H203V185H202ZM211 187V186H210ZM119 188V187H118ZM117 188V190L119 191V189ZM174 188V187H173ZM200 188V187H199ZM204 188V187H203ZM155 189H157V188H155ZM159 189V188H158ZM202 189V188H201ZM24 190H25V188H24ZM128 190V189H127ZM131 190H132V187H131ZM162 190V189H161ZM34 191H35V189H34ZM117 191V192H118ZM122 191H124L125 192V190H121L120 192H121V194L123 195V193H122ZM130 191V190H129ZM137 191V192H138ZM171 191V190H170ZM20 192V191H19ZM22 192V191H21ZM21 192H20V194H21ZM120 192H118V193H120ZM131 192V191H130ZM137 192L135 191V190H132V193L133 194H137ZM138 192V193H139ZM151 192V191H150ZM114 193V192H113ZM128 193V192H127ZM126 193V194H127ZM19 194V193H18ZM33 194V193H32ZM116 194V193H115ZM129 194V193H128ZM155 194V193H154ZM156 194H158V193H156ZM155 194V195H156ZM171 194V193H170ZM34 195H36L37 196V194H36V192H35V194ZM16 196H17V194H16ZM24 196V195H23ZM26 196V195H25ZM30 196V195H29ZM115 196V195H114ZM132 196V195H131ZM150 196H151V194H150ZM150 196H148V197H150ZM161 196V195H160ZM170 196H172V195H170ZM19 197H20V195H18L17 196V198L19 199ZM32 197V196H31ZM90 197V196H89ZM93 197V196H92ZM127 197H128V195H127ZM147 197V196H146ZM169 197V196H168ZM167 197V198H168ZM16 198V197H15ZM16 198V199H17ZM39 198V196H37V199ZM41 198V197H40ZM114 198V197H113ZM138 198H141V197H138ZM151 198V197H150ZM154 198V197H153ZM157 198H158V196H157ZM157 198H155L156 200H158ZM170 198V197H169ZM22 199V198H21ZM36 199V198H35ZM147 199V198H146ZM155 199H152V200H154L155 201ZM22 200H24V198L22 199ZM30 200V199H29ZM34 200V199H33ZM32 200V201H33ZM43 199H41V200H39V201H37V203L38 202H40V201H42ZM91 200V199H90ZM140 200V199H139ZM143 200V199H142ZM28 201V200H27ZM36 201V200H35ZM170 201V200H169ZM11 202V201H10ZM19 202H21V201H19ZM43 202H44V200H43ZM43 202H42V204H43ZM88 202V201H87ZM91 202V201H90ZM143 202V201H142ZM147 202V201H146ZM146 202H144L143 203V205L146 203ZM157 202V201H156ZM155 202V203H156ZM161 202V201H160ZM34 203V202H33ZM93 203H95V202H93ZM158 203V202H157ZM20 204V203H19ZM22 204H24V203H22ZM21 204V205H22ZM84 204V203H83ZM96 204V203H95ZM164 204H165V202H164ZM25 205V204H24ZM35 205V204H34ZM33 205V206H34ZM86 205V204H85ZM145 205H147L148 206V203L147 204H145ZM144 205V206H145ZM156 204H154V206H155ZM167 205H168V203H167ZM170 205V204H169ZM27 206V205H26ZM84 206V205H83ZM82 206V207H83ZM95 206V205H94ZM97 206H99V205H97ZM157 206V205H156ZM172 206V205H171ZM8 207H9V205H8ZM50 207V206H49ZM86 207V206H85ZM91 207V206H90ZM60 208V207H59ZM59 208H57V209H59ZM100 208V207H99ZM167 208H169V207H167ZM174 208V207H173ZM172 208V209H173ZM26 209V208H25ZM37 209V208H36ZM61 209V208H60ZM92 209H93V207H92ZM95 210H93V211H97L98 210V214H99V209H97L96 207L94 208ZM165 209V208H164ZM34 210V213H35V208L33 209ZM41 210V209H40ZM43 211L45 210V208H43L42 209ZM50 210H51V208H50ZM55 210H56V208H55ZM55 210H51V212L52 211H55ZM166 210V209H165ZM168 210V209H167ZM27 211V210H26ZM37 211L39 212V209H37ZM42 211V212H43ZM59 211V210H58ZM62 211H63V209H62ZM66 211V210H65ZM164 211V210H163ZM162 211V212H163ZM170 211H172L171 209H169V214H170ZM55 212H57V211H55ZM60 212H61V210H60ZM25 213V212H24ZM27 213V212H26ZM37 213V212H36ZM59 213V212H58ZM63 213V212H62ZM68 213H70L69 211H68ZM72 213V212H71ZM164 213V212H163ZM162 213V214H163ZM166 213V212H165ZM52 214H54V213H52ZM56 215H57V213H55ZM35 215V214H34ZM39 215V214H38ZM65 215H67V214H65ZM71 215V214H70ZM74 215V214H73ZM164 215V214H163ZM167 214H165V216H166ZM59 216V215H58ZM62 216H63V214H62ZM77 216V215H76ZM76 216H75V218H76ZM56 217V216H55ZM61 217V216H60ZM79 217V216H78ZM77 217V218H78ZM163 217V216H162ZM33 218H35V217H33ZM37 218V217H36ZM72 218V217H71ZM166 218H167V216H166ZM73 219V218H72ZM78 220V219H77ZM75 221V220H74ZM32 224V223H31ZM30 224V225H31ZM32 225H34V224H32ZM31 225V226H32ZM36 225V224H35ZM34 227V226H33ZM135 227V226H134ZM134 227H131V228H134ZM138 227H140V226H138ZM131 228H129V229H131ZM29 229V228H28ZM25 229V230H22V232L21 233H24L23 231H26V232H31L32 231V228H31V230L29 229ZM35 228H33V230H34ZM140 229H142V228H139V230H136V227H135V229H132V230H127V231H129V232H127V234H128V236H123V237H118V236H116V237H114V238H109L108 240H107V242L103 245L102 244V242L103 241H100L101 242V244H102V246H101V248L99 249V250H97V251H95V252H93V254H94V256H93V261H92V263L91 264H116L117 262V260L119 261V263L118 264H146L148 261H149V259L151 258V257H156L155 258V260H154V264H174V262H172V263H170V261H169V259L170 258H168L167 257V255H165L166 253H165V250L162 248V246L160 247L159 246V244H158V241H157V239L156 238H153V236L146 230H141L140 231ZM28 230V231H27ZM82 230V229H81ZM84 231V230H83ZM86 231V230H85ZM25 232V233H26ZM33 232V231H32ZM32 232H31V234H32ZM34 232H36L35 230H34ZM87 232V231H86ZM94 232V231H93ZM100 232V231H99ZM24 233V234H25ZM77 233H79V231L77 232ZM89 233V232H88ZM91 233V232H90ZM103 233V232H102ZM23 234V235H24ZM84 234H85V237L87 236V235H91V234H87L86 235V233L84 232ZM84 234H82V236H84ZM101 234V233H100ZM100 234H98L99 235V238H101L102 237V235H101V237H100ZM22 235V234H21ZM29 235H30V233H29ZM28 235V236H29ZM33 235V237L34 238H36V241H43V240H37V234H36V236L37 237H35L34 236V234H32ZM31 235V236H32ZM77 234H75V236H76ZM80 235V234H79ZM94 235H96V234H92V236H94ZM25 236V235H24ZM63 236V235H62ZM82 236H80L81 238H79L80 240V242L77 240V241H73L74 243L75 242H79L77 245L79 246V248L80 247H83L84 246V248L86 247L85 245V240L83 241V239L85 238V237H82ZM21 237V236H20ZM68 237V236H67ZM88 238H89V236H87ZM85 238V239H88V238ZM91 237V236H90ZM39 238V237H38ZM64 238V237H63ZM66 238V237H65ZM94 238V237H93ZM95 238L97 239V235L95 236ZM22 239H23V237H22ZM21 239V240H22ZM33 239V238H32ZM46 239V238H45ZM54 239V238H53ZM82 239V240H81ZM20 240V241H21ZM35 239H33V241H34ZM50 240H52V239H50ZM66 240V239H65ZM67 240H68V238H67ZM67 240H66V242H67ZM89 241H91V239H88ZM20 241H18V242H20ZM53 241V240H52ZM54 241H56V239L54 240ZM59 241V240H58ZM62 241H63V239H62ZM69 241V240H68ZM81 241H83L82 243H81ZM88 241V242H89ZM96 241H98V240H95V242ZM17 242V243H18ZM31 242V241H30ZM29 242V243H30ZM48 242V241H47ZM50 242V241H49ZM61 242V241H60ZM72 242V243H73ZM21 243H22V245H25V239H23L22 241H21ZM20 243V244H21ZM28 243V244H29ZM45 243V242H44ZM51 243V242H50ZM58 243V242H57ZM62 244H63V242H61ZM92 243V242H91ZM90 243V244H91ZM20 244H19V246H20ZM27 244V243H26ZM36 244V242H33V245L32 246H34ZM59 245V247H57V248H60V246L61 247H63L64 246V244L63 245ZM69 244V243H68ZM76 244V243H75ZM88 245H89V243H87ZM93 244V243H92ZM100 244V243H99ZM31 245V244H30ZM29 245V246H30ZM41 245V244H40ZM43 245V244H42ZM52 245H54L55 246V244H52ZM57 246H58V244H56ZM71 245V244H70ZM73 245V244H72ZM76 245V246H77ZM87 245V246H88ZM26 246V245H25ZM94 246V245H93ZM24 247V246H23ZM28 247V246H27ZM31 247V246H30ZM92 247V246H91ZM21 248V247H20ZM29 248V247H28ZM35 248H37V247H35ZM40 247L38 246V249H39ZM48 248H52L51 250L50 249H48L50 252H49V254H44L47 258H45V257H41L42 256V253L38 256V258H37V255H35L34 257H32V254L31 253H34V251H36V250H32L33 252H31L30 254H31V257L33 258V262H29V264H74V262H73V260H70V259H72V257H74L76 254H74V256H71L70 257V259H69V261H68V249H69V247H68V245H67V243H65V248H66V251H64L65 253H64V255L63 254H61L60 255V253H62V252H60L61 250H59V251H57L54 247H48ZM78 248V247H77ZM84 248H83V250H84ZM88 248V247H87ZM22 249V248H21ZM86 249V248H85ZM97 249V248H96ZM75 250H78V249H75ZM74 250V251H75ZM22 252H23V250H21ZM71 251V250H70ZM81 251H82V249L80 250V253H81ZM85 252H86V250H84ZM26 252V251H25ZM29 252V251H28ZM37 252H38V250H37ZM36 252V254H39V253H37ZM78 251H76V253H77ZM21 253V252H20ZM75 253V252H74ZM23 254H25L24 252H23ZM22 254V255H23ZM27 254V253H26ZM70 254V253H69ZM79 254V253H78ZM84 254V253H83ZM86 254V253H85ZM168 254V253H167ZM21 255V254H20ZM27 255H29V254H27ZM80 255H82V254H80ZM26 256V255H25ZM30 256V255H29ZM83 256V255H82ZM92 256V255H91ZM23 256H21V258H22ZM27 257V256H26ZM79 257V256H78ZM30 258V257H29ZM77 258V257H76ZM24 259V258H23ZM27 259V258H26ZM74 259V258H73ZM79 259V258H78ZM174 259V258H173ZM172 259V260H173ZM22 260V259H21ZM91 260H92V257H91ZM171 260V259H170ZM30 261V260H29ZM27 262V261H26ZM89 263V264H90ZM177 262L175 261V264H176ZM24 264V263H23ZM27 264V263H26Z\"/></svg>",
    "mask_w": 264,
    "mask_h": 264
}]
</instances>
